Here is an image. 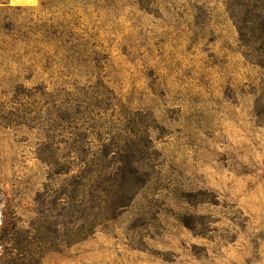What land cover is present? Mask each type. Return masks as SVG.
I'll use <instances>...</instances> for the list:
<instances>
[{
    "label": "rangeland",
    "instance_id": "obj_1",
    "mask_svg": "<svg viewBox=\"0 0 264 264\" xmlns=\"http://www.w3.org/2000/svg\"><path fill=\"white\" fill-rule=\"evenodd\" d=\"M234 15L0 0V264H264V56ZM126 156L147 181L103 216L84 169Z\"/></svg>",
    "mask_w": 264,
    "mask_h": 264
},
{
    "label": "trees",
    "instance_id": "obj_2",
    "mask_svg": "<svg viewBox=\"0 0 264 264\" xmlns=\"http://www.w3.org/2000/svg\"><path fill=\"white\" fill-rule=\"evenodd\" d=\"M227 6L233 13H237V15H234V19L238 17L236 20H239L238 22L240 23L237 29L243 38L249 37L248 46L251 47L252 44L257 45L256 51L264 56V27H245L247 15L255 14V18L262 19V22H264V0H227ZM64 36L60 37L56 34H50L48 41L60 42L63 46L65 44V46L70 48L84 46L81 43L82 38L75 37V35H70L69 33L64 34ZM72 52L73 55L71 56L74 57L84 55L82 53L83 50L76 51L73 49ZM99 85L106 93L110 92L102 82ZM33 88L34 90H39L45 89V86L38 85ZM103 147L107 152L109 144L104 143ZM86 165H89V162ZM147 176V171L143 169L138 161L126 156L122 157L121 164H118L116 169L109 172H107L106 166H102L96 172L88 170V168L84 169V187L91 181L94 183L98 197L99 199L101 198V214L107 216L114 214L120 205L130 200V197L134 194V189L128 188L129 184H135V187L145 184Z\"/></svg>",
    "mask_w": 264,
    "mask_h": 264
},
{
    "label": "crops",
    "instance_id": "obj_3",
    "mask_svg": "<svg viewBox=\"0 0 264 264\" xmlns=\"http://www.w3.org/2000/svg\"><path fill=\"white\" fill-rule=\"evenodd\" d=\"M38 0H10L11 5H33Z\"/></svg>",
    "mask_w": 264,
    "mask_h": 264
}]
</instances>
